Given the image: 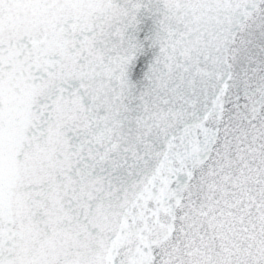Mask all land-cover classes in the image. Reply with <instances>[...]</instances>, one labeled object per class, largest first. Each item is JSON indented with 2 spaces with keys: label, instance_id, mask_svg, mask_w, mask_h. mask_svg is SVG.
I'll return each instance as SVG.
<instances>
[{
  "label": "snow or ice",
  "instance_id": "snow-or-ice-1",
  "mask_svg": "<svg viewBox=\"0 0 264 264\" xmlns=\"http://www.w3.org/2000/svg\"><path fill=\"white\" fill-rule=\"evenodd\" d=\"M0 264H264V0H0Z\"/></svg>",
  "mask_w": 264,
  "mask_h": 264
}]
</instances>
